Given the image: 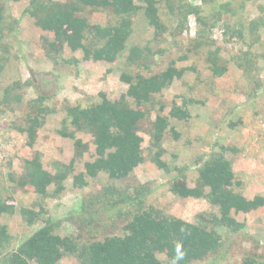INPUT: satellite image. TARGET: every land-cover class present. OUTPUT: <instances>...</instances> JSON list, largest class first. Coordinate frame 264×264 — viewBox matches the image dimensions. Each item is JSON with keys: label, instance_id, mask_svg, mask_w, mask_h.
<instances>
[{"label": "trees", "instance_id": "trees-1", "mask_svg": "<svg viewBox=\"0 0 264 264\" xmlns=\"http://www.w3.org/2000/svg\"><path fill=\"white\" fill-rule=\"evenodd\" d=\"M200 2L201 5H194L187 0H66L63 3L28 0L24 13L34 19L37 28L53 35L51 39L45 40L46 55L53 63L61 57L66 46L72 52L80 51L85 61L111 64L128 52L125 58L128 67L135 65L138 68L134 73H121L120 80L128 88L118 100L111 101L100 93L99 102L63 107L65 117L57 134L73 140L76 159L83 156L88 146L76 138L75 133L89 134L93 139L96 158L84 163V171L78 174H74L75 160L67 165L55 163L54 174L43 168L40 152L25 161L24 172L17 185L34 192L42 201L35 203L38 207L36 211L34 207L20 210L22 222L28 228L41 220L42 224L9 251L5 249L10 247L13 237L7 226L0 224V264H58L66 256L69 258V255L76 258L79 264H163L157 258L160 254L165 255L170 264H194L221 249L222 233L219 229L238 232L244 227L236 223L231 217L232 213H248L264 206V196L246 199L235 191L241 182L236 180L232 162L226 157V152L230 150L228 147H220L218 152H211L203 162L197 163L193 187L187 184L185 169L170 168L162 160L166 133L170 132L175 140L180 137L170 120L187 121L191 114L188 101L185 100H173L168 114H165V105L155 96L169 88L175 79H181L191 68H178L176 62L171 61L159 73L144 76L141 70L148 69L147 61L152 57L149 47L128 48L127 43L134 31V19L140 15L144 27L153 29L156 37L173 31L181 35L188 29V17L194 16L199 28L190 43L196 50H208L206 62L212 75L222 77L227 72V63L221 62L220 47L212 39V31L224 21V14L235 15L236 12L233 11L232 0L218 6L216 0ZM259 8L263 15L250 20L246 27L248 35L256 41L259 39V29L264 28V7ZM88 11L109 12L114 18L109 24L101 26L89 21L86 16ZM163 15L175 20L172 29L165 23L170 22V19L164 21ZM17 25V19L7 22L4 0H0V76L8 62L6 56L11 52L7 39L16 34ZM242 25L239 22L238 27L230 28L224 24L223 33L225 36L228 33L231 37L244 39ZM252 43L236 58L239 60L236 65L243 69L247 78L253 70H258V63L253 60L255 53L251 48ZM186 59L185 55L178 58L179 61ZM73 62L78 63L75 59ZM255 84L263 86L260 79ZM32 85L27 80L22 84L15 82L7 86L0 94V106H19L23 98L16 90L31 89ZM24 106L27 111L24 110V125L15 128L26 134L28 145L32 146L36 142L38 130L53 111L47 104V96L39 92H35V97ZM146 121L150 122V161L166 174L177 171L170 180V191L182 199H206L218 208V217L212 216L205 221L200 216L201 222L193 224L173 216H164L154 207H145V199L151 189L147 185H130L127 181L134 177V170L145 162L143 138L139 131ZM100 174L106 175L113 183L96 195H83L78 205L63 219L53 220L48 216V209L41 203L48 197L59 198L65 190L64 182L68 177H72V186L80 190L88 185V178L95 179ZM117 183L123 184V187L117 186ZM50 186L54 187L52 192H49ZM14 212L13 205L0 200V217ZM101 212H106L108 218L115 217V223L98 227L96 224ZM44 215L43 219L41 216ZM64 222L76 229L75 235L59 233ZM119 222L122 225L119 233H116L114 227ZM262 241V237H257L254 243L259 245ZM242 264H264V254H248Z\"/></svg>", "mask_w": 264, "mask_h": 264}, {"label": "rangeland", "instance_id": "rangeland-1", "mask_svg": "<svg viewBox=\"0 0 264 264\" xmlns=\"http://www.w3.org/2000/svg\"><path fill=\"white\" fill-rule=\"evenodd\" d=\"M54 1L63 3L66 0ZM187 1L201 5L200 0ZM227 1L216 0V4L218 6ZM27 4L28 0H4L7 22L17 19L18 25L16 34L7 39L11 52L6 56L8 62L0 76V94L4 88L14 85L15 82L22 84L30 80L33 84L31 89L16 90L23 98L19 106H0V200L15 207L13 214H3L0 217V224L6 225L13 237L10 247L5 251L14 249L42 224L41 220L28 228L22 222L20 210L34 207L36 211L38 207L35 203L42 201L34 192L17 185L24 172L25 161L31 160L36 152H40L43 168L54 174L55 163L67 165L75 160L74 174H78L84 171V163L92 162L96 158L93 139L89 134L75 133V137L88 146L83 156L77 159L74 158L73 140L57 134L56 131L61 128V121L65 117L63 107L77 104L87 106L99 102L100 93L111 101L118 100L128 88L120 80L121 73H134L138 68L135 65L128 67L125 62L128 52L111 64L105 61H85L80 51L72 52L66 46L61 57L53 63L45 52V40L51 39L53 35L37 28L34 19L24 13ZM259 6L264 7V0H232L235 15L224 14V21L213 29L212 39L220 47L221 62L227 63V72L222 77L212 75L206 62L208 50H196L190 43L199 28L194 16L188 17V29L181 35L173 31L157 37L154 36L153 29L144 27L141 15L134 19V31L127 47H149L152 57L147 61L148 69L141 70L144 76L159 73L171 61H175L178 68H191L181 79H175L169 88L155 96L165 105V114H168L173 100L188 101L191 117L181 122L170 120L180 137L175 140L170 132L166 133L162 160L170 168L185 169L189 187L194 186L197 163L203 162L211 152H218L220 147H228L230 150L226 152V157L232 162L236 180L241 182V186L236 187L235 191L246 199H252L256 195L264 196V28L259 29L257 41L248 35L246 29L250 20L263 15ZM208 11L211 13L209 9ZM86 16L91 23L101 26L109 24L114 18L111 13L104 11H88ZM162 18L164 21L170 19V22L165 23L171 29L176 24L170 17L163 15ZM239 22L244 27V39L231 37L228 33L225 36L223 25L236 28ZM251 43L255 53L253 60L258 63V70H253L247 78L243 69L236 65L239 62L236 58ZM184 55L187 59L179 61L178 58ZM74 59L78 63L73 62ZM257 79L263 82V86H256ZM35 92L47 96V104L53 112L38 130L34 145L29 146L26 134L17 131L15 127L24 125V104L35 97ZM153 118L154 115L151 116ZM141 126L139 135L143 138L145 162L134 170V177L127 182L130 185H147L151 189L145 199V207H154L164 216H173L193 224L201 222L200 216L205 221L212 216L218 217V208L206 199H182L170 191V180L177 171L166 174L150 161V122L146 121ZM72 181L71 176L66 179L65 190L59 198L48 197L41 203L48 209V216L53 220L63 219L72 212L83 195H96L105 186L113 183L106 175L100 174L95 179L88 178V185L79 190L72 186ZM116 185L123 187V184ZM53 189L50 186L49 192ZM107 216L106 212H101L96 225H103V228L115 223V217ZM41 217L44 219L45 215ZM231 217L244 227L238 232L219 229L222 233L221 249L194 264H242L243 258L248 254H264V241L259 245L254 243L257 237L264 239V206L248 213H232ZM121 225L120 222L116 223V233H119ZM59 233L75 235L76 229L64 222ZM69 256L58 264H79L76 258ZM157 258L163 264H170L163 254Z\"/></svg>", "mask_w": 264, "mask_h": 264}]
</instances>
